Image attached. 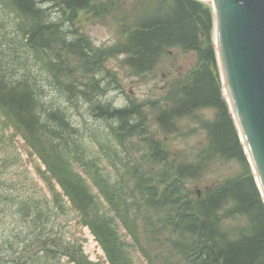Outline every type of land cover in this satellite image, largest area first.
I'll return each mask as SVG.
<instances>
[{
    "label": "trees",
    "instance_id": "obj_1",
    "mask_svg": "<svg viewBox=\"0 0 264 264\" xmlns=\"http://www.w3.org/2000/svg\"><path fill=\"white\" fill-rule=\"evenodd\" d=\"M7 1L28 19L24 45L48 62L54 88L69 95L80 93L89 99L86 94L94 92L98 98L103 78L97 72L107 55L126 54L123 60L134 74L149 71L171 48L193 51L197 61L163 99L121 107L95 102L94 116L113 121L120 144L134 150L136 142L130 137L135 136L139 143L147 141L144 149L150 151L145 166L136 158L122 162L115 180L101 176L98 164L86 158L92 151L78 145L80 128L66 107L47 102L45 94V103H40L28 73L12 79L0 64V137L20 136L50 196L35 183L14 202L0 198L1 215L6 211L15 216L17 225L29 222L26 239L22 237L11 254L5 244L19 234L16 226L5 240L0 238V264H47L54 228L63 224L60 217L69 210L66 200L110 264H134L118 225L131 235L147 264H264V199L222 95L211 40V5L201 0H153V8L130 30L122 27L123 42L108 52L92 48L76 21L81 10L98 15L110 11L114 0H49L61 11L57 19L45 18L46 9L36 0ZM0 58L6 59L2 51ZM39 90L43 92V87ZM205 108L214 114L212 119L197 120L206 135L198 160H171L163 140L151 132V122L159 133L176 131L181 118ZM219 159L237 160L240 171L198 194L192 184L210 169L209 161ZM74 162L79 170L73 169ZM69 220L78 221L74 216ZM42 239L48 241L43 260L40 248L27 245ZM163 240L166 250H161ZM28 248L32 259L24 258ZM61 258L72 264H97L68 252L57 255L55 264H61Z\"/></svg>",
    "mask_w": 264,
    "mask_h": 264
},
{
    "label": "rangeland",
    "instance_id": "obj_2",
    "mask_svg": "<svg viewBox=\"0 0 264 264\" xmlns=\"http://www.w3.org/2000/svg\"><path fill=\"white\" fill-rule=\"evenodd\" d=\"M36 1L46 9L45 18L57 19L60 16L61 11L49 0ZM114 2L113 9L101 12L100 15L93 13V10H81L77 13L78 28L94 49H103L102 51L108 52L114 50V46L122 43L126 36L122 27H127L130 30L140 19V16L150 11L154 6L153 0H114ZM27 20L7 0H0V51L6 58L5 61L0 58V64L4 74L9 78L17 79L21 78L24 73H28L31 77L30 83L39 95L40 103H45V94L47 102L66 107L70 120L77 123L80 128L78 145L81 142V148L92 151V154L86 158L93 164H98V169L100 167L102 172L101 176L108 177L109 175L111 179L115 180L117 170L124 166L122 162L127 158L139 159L142 166H145L146 158L150 153L148 149H144L147 141L143 140L139 143L135 140L137 139L135 136H131L130 138L136 142L134 150H129L120 144V139L116 135L119 133L115 132V124H112L111 120L106 121L105 118L94 116V104L104 101L107 105L110 103L113 106L121 107L133 102L139 103L143 99H161L162 95L164 98L166 90L172 87L174 81L182 80L186 71L195 65L196 53L193 51L183 52L180 48H171L168 53L161 55L153 68L142 74H134L130 70L123 60L127 56L126 54L107 55L101 63V70L97 72V76L100 75L103 78L99 82L101 85L100 94L96 98L94 92H91L90 95L88 93L86 96L89 99H87L77 92L79 89L74 91L78 94L69 95L60 87L54 88L48 62L43 57L39 59L35 52L23 43ZM220 81L223 89L221 76ZM40 86L43 87V92L39 90ZM146 113L149 111L147 110ZM213 114V110L206 108L196 110L178 121L179 125H177L176 131L169 130V132L159 133L157 124L154 122H151L150 130L163 140V145L168 150L171 160L182 158L188 162H196L202 148L206 146L205 132L199 129L197 120L200 118L212 119ZM108 123L109 125H107ZM144 136L139 137L144 138ZM9 137H0V198L4 203L14 202L25 191L33 190L35 183L47 193L49 198L46 180L39 174L32 158L28 156L30 149L27 145L22 144L19 135L14 140ZM246 157L249 158L248 155ZM208 163L211 166L210 169L207 168L202 178L197 180V184H192V188L204 190L207 186L210 187L219 180L234 176L240 171V166L235 159H219ZM72 167L76 170L80 169L75 162ZM15 183L18 184L21 191ZM66 202L69 210L60 217L63 224L56 225L54 228L50 241L51 250L46 258L47 264H55L56 256L64 252L72 255L77 253L82 260L83 257L92 261L99 259L100 262L104 261V264H108L105 263L100 250L94 245L89 230L79 222L77 212L70 207L67 200ZM1 214L0 212V238L3 237L5 240L10 233L9 230L14 226L19 232V234L11 236L8 243L5 244L6 250L11 254L16 249V244L22 242V237L26 239L25 232L29 222L20 219L23 224L17 225L16 222L13 224L17 220L15 216L6 211L3 215ZM72 216L78 220L76 224L73 220H69ZM239 222L242 225L243 219ZM118 229V235L121 237L124 235L127 241L134 264H147L131 235L120 225H118ZM162 242L164 247H161V250H166L168 245L164 240ZM47 244L48 241L42 239L37 243L27 245L33 250L40 248L43 260L46 257ZM29 248L25 253V259H32ZM61 264H72V262H62L61 258ZM73 264H77V262L74 261Z\"/></svg>",
    "mask_w": 264,
    "mask_h": 264
},
{
    "label": "water",
    "instance_id": "obj_3",
    "mask_svg": "<svg viewBox=\"0 0 264 264\" xmlns=\"http://www.w3.org/2000/svg\"><path fill=\"white\" fill-rule=\"evenodd\" d=\"M203 1L214 9L223 87L264 196V0Z\"/></svg>",
    "mask_w": 264,
    "mask_h": 264
},
{
    "label": "bare ground",
    "instance_id": "obj_4",
    "mask_svg": "<svg viewBox=\"0 0 264 264\" xmlns=\"http://www.w3.org/2000/svg\"><path fill=\"white\" fill-rule=\"evenodd\" d=\"M210 16V15H209ZM199 49V48H198ZM127 64V63H126ZM183 90V89H182ZM128 123V122H127ZM167 124V123H166ZM211 125V124H210ZM180 246V245H179Z\"/></svg>",
    "mask_w": 264,
    "mask_h": 264
}]
</instances>
